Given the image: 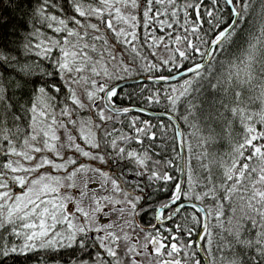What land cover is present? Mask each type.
Returning <instances> with one entry per match:
<instances>
[{
    "label": "snow or ice",
    "instance_id": "1",
    "mask_svg": "<svg viewBox=\"0 0 264 264\" xmlns=\"http://www.w3.org/2000/svg\"><path fill=\"white\" fill-rule=\"evenodd\" d=\"M0 264H264V0H0Z\"/></svg>",
    "mask_w": 264,
    "mask_h": 264
},
{
    "label": "trees",
    "instance_id": "2",
    "mask_svg": "<svg viewBox=\"0 0 264 264\" xmlns=\"http://www.w3.org/2000/svg\"><path fill=\"white\" fill-rule=\"evenodd\" d=\"M7 14V13H6ZM145 83H147L150 87H156L157 85H154L153 84V82H149V81H146ZM136 84V83H135ZM134 84H129L128 86H129V90H132V88H131V86H133ZM154 108H161V106H159V105H154L153 106ZM130 116L131 115H136V113H131V114H129ZM133 147H135V145H133ZM123 166H124V161H120V162H118L117 164H114L113 165V167L114 168H123Z\"/></svg>",
    "mask_w": 264,
    "mask_h": 264
},
{
    "label": "water",
    "instance_id": "3",
    "mask_svg": "<svg viewBox=\"0 0 264 264\" xmlns=\"http://www.w3.org/2000/svg\"><path fill=\"white\" fill-rule=\"evenodd\" d=\"M151 82V81H150ZM134 83H137V81L135 80H132V79H129L126 84L129 85V84H134Z\"/></svg>",
    "mask_w": 264,
    "mask_h": 264
},
{
    "label": "bare ground",
    "instance_id": "4",
    "mask_svg": "<svg viewBox=\"0 0 264 264\" xmlns=\"http://www.w3.org/2000/svg\"><path fill=\"white\" fill-rule=\"evenodd\" d=\"M150 82V81H149Z\"/></svg>",
    "mask_w": 264,
    "mask_h": 264
},
{
    "label": "rangeland",
    "instance_id": "5",
    "mask_svg": "<svg viewBox=\"0 0 264 264\" xmlns=\"http://www.w3.org/2000/svg\"><path fill=\"white\" fill-rule=\"evenodd\" d=\"M135 84V83H134Z\"/></svg>",
    "mask_w": 264,
    "mask_h": 264
}]
</instances>
